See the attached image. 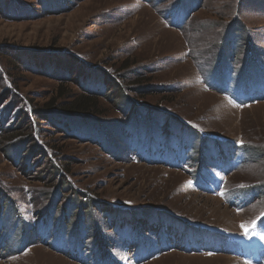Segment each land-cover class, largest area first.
<instances>
[{
  "label": "rangeland",
  "instance_id": "374dc122",
  "mask_svg": "<svg viewBox=\"0 0 264 264\" xmlns=\"http://www.w3.org/2000/svg\"><path fill=\"white\" fill-rule=\"evenodd\" d=\"M0 76V264H264V0H0Z\"/></svg>",
  "mask_w": 264,
  "mask_h": 264
},
{
  "label": "trees",
  "instance_id": "16d2710c",
  "mask_svg": "<svg viewBox=\"0 0 264 264\" xmlns=\"http://www.w3.org/2000/svg\"><path fill=\"white\" fill-rule=\"evenodd\" d=\"M241 31L242 30L239 29L238 27H237V29L235 28V29L230 30L228 32L229 35H231L230 39H233L232 37L235 38V35H237L236 34L237 32L240 34L239 37L242 36L241 33L243 35H245L244 31H242V32ZM233 40L235 41V43H237L236 38L233 39ZM218 72H219L218 70H214V73H218ZM221 74H222V72H221ZM260 84H262V88L255 87V86L252 87V85H251V88L249 89V91L247 90V92H246V96L248 98H250L252 102H253V100L255 102H257V104L259 102H261V101H264V83H263V81H261ZM8 90H10V89H8ZM10 91H12V90H10ZM7 95H8V97H10L11 93L7 92ZM60 97H61V93L58 90V93L56 94L55 98L48 102V104L46 105V108L44 110H42L43 112L41 111V113H43V115H45V116H43V117H45V120L51 125H52V123H54L53 122L54 119H55V121L56 120L58 121L59 118H55V117L60 116L61 115L60 113L72 114V116H74V115L82 116L84 114L89 115V114H94L95 113V108H94V106L92 104L94 102V100L92 98L88 97V96H81L79 99L71 101L67 105H63L62 108H59V102H58L59 100L58 99ZM233 97L235 98L234 93H233ZM0 107H2V102L1 101H0ZM0 110H3V109H0ZM90 110H92V111H90ZM27 116L28 115L25 114L24 122H25L26 125L29 126V132H31V133L26 135L27 137H25V139H23L22 141L19 142V143H21V144H19L20 145V149H19L20 152L22 150L26 149V147H25L26 143H28L30 141H32V143H34V141H33V137L34 136H32V132H36L35 123L33 122L31 124V126H30ZM31 118H32V116H31ZM1 123H2V121L0 120V124ZM13 123L14 122H11L10 125L7 128L0 129V140L4 139V141L2 142L3 145L1 146V149L3 148V151H6V149H8V147H5L6 145H9L10 143H12V141H16L18 138L23 136V135H21L23 133L13 134L14 132H18V130L15 129L17 127V125L15 123L14 124ZM24 134H26V133H24ZM13 143H12V145H13ZM34 147H35V145H34ZM34 147L32 148V151L34 153H36V154L41 155L42 154V149L41 148H34ZM7 159L9 161H11V158L7 157ZM48 169H49L48 170L49 171V176L48 177L51 178L52 180L58 181L57 180L58 175H59L58 169L55 166H52L51 164H48ZM55 187H56V190H60V188H61V186H59L58 184H56Z\"/></svg>",
  "mask_w": 264,
  "mask_h": 264
}]
</instances>
